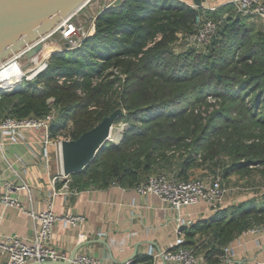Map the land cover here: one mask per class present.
Wrapping results in <instances>:
<instances>
[{
    "label": "trees",
    "instance_id": "trees-1",
    "mask_svg": "<svg viewBox=\"0 0 264 264\" xmlns=\"http://www.w3.org/2000/svg\"><path fill=\"white\" fill-rule=\"evenodd\" d=\"M230 8L208 13L188 0H122L98 14L79 46L52 52L32 80L0 91V118L54 111L51 135L76 139L121 108L114 121L126 123L121 139L106 141L70 173L71 188L135 186L160 169L183 179L195 167L222 170L225 179L264 166V28L233 10L225 14ZM202 14L217 21L209 43L175 50ZM114 69L126 74L120 88ZM58 76L71 81L60 83ZM257 203L217 209L190 225L183 243L208 264L220 263L234 238L264 224V199Z\"/></svg>",
    "mask_w": 264,
    "mask_h": 264
},
{
    "label": "crops",
    "instance_id": "crops-1",
    "mask_svg": "<svg viewBox=\"0 0 264 264\" xmlns=\"http://www.w3.org/2000/svg\"><path fill=\"white\" fill-rule=\"evenodd\" d=\"M188 1L194 5L193 0ZM206 1L215 10L227 5L229 0ZM230 12L232 8L225 14ZM206 16L209 15L204 14L201 18ZM258 21L264 28V23ZM42 132V129L23 131L0 147V196L6 191L4 182L9 181L13 184L9 195L18 203L7 205L0 202V232L28 237L33 234L37 221L27 211L51 207L56 213L77 212L86 218L79 227H69L62 221L54 223L50 243L64 254V258L82 243L77 254L91 255L100 260V264H124L129 260L130 264H172L157 258L156 254L173 247L178 212L154 194H140L135 186L111 182L105 187L71 188L67 184L65 188L61 177L53 183L52 177L59 171L58 157L51 146L49 161L45 164ZM205 171L195 167L189 178L203 176ZM23 183L30 186L29 192L18 188ZM247 199L258 200L259 197ZM238 204L236 197H225L216 207L205 202L183 207L179 213L183 219L184 240L190 225L208 220L217 209H230ZM194 238L199 239L200 234L196 233ZM226 248L218 264H250L253 261L264 264V235L251 229L234 238ZM140 257L143 259L136 261ZM6 261V254L0 251V264H6ZM200 264L208 263L203 259Z\"/></svg>",
    "mask_w": 264,
    "mask_h": 264
},
{
    "label": "built area",
    "instance_id": "built-area-1",
    "mask_svg": "<svg viewBox=\"0 0 264 264\" xmlns=\"http://www.w3.org/2000/svg\"><path fill=\"white\" fill-rule=\"evenodd\" d=\"M121 1L122 0H84L74 12L60 21L51 34L59 32L61 37L67 42L68 48L77 47L84 38L90 36L94 32L97 15L106 9L118 7ZM227 4L231 5L233 12L238 16L249 20H255L257 18L264 23V0H229ZM84 9L90 11L91 18H87L82 14ZM210 10H214V7H211ZM216 29L217 21L213 17H204L198 22L194 31L180 36H183V40L187 47H202L209 43ZM50 35H48L44 41ZM24 54L25 51L16 53L9 59L1 62L0 71L16 62L22 68L27 62V59H25L24 63L21 61L22 58H24ZM48 57L49 55H47L45 59L42 58L36 66L30 69H22L23 73L19 78L20 80L12 86H2L0 91H6L16 87L23 78H27L28 80L34 78L39 71L46 67ZM114 72L119 76V80L115 85L120 88L125 82L126 74L120 72L118 69H114ZM57 79L60 83L65 80L67 82L71 81V78H67L66 76H58ZM78 92H80V90H78ZM208 99L214 98L209 95ZM55 118L53 112H49L44 116L30 115L15 117L6 115L0 118V147L8 140L17 137V135L23 131L42 129V154L45 164L49 161V145L54 146L58 157L59 171L56 176L52 177V182L54 183L57 177L64 178V187L67 188L69 177L64 174L61 165V141L69 139V136L65 135L64 137L62 133L55 137L51 135L50 127L55 121ZM114 127H116V130L113 131ZM125 127V122L118 123V126L113 124L106 141L117 143L121 139ZM4 187L6 191L0 196V202L3 201L7 205H18L16 200L9 195V191L13 189V184L9 181H5ZM18 188L25 189L28 192L30 191V186L26 183L20 184ZM135 189L140 194L151 193L156 195L164 204L169 205V207L178 212L174 245L169 249L159 251L156 257L171 262L172 264H200L204 259L203 255L198 254L195 248L186 246L183 243V219L179 212L183 207L198 204L200 202H205L211 207H216L218 204H221L227 193L223 177L216 174L209 178L194 177L183 179L173 175L170 176L164 172H152L144 180L137 183ZM27 213L34 221H37L32 235L24 237L19 234H2L0 232V251L7 256L6 264H24L31 260L40 261L43 259L64 258V254L50 243L54 223L62 221L69 227H79L86 219L85 215L82 213L70 211L56 213L51 207L39 211L29 210ZM251 230L264 235V224L253 227ZM130 262L131 260L124 264H130ZM72 264H100V260L91 255L78 253L72 259ZM250 264L261 263L259 261H253Z\"/></svg>",
    "mask_w": 264,
    "mask_h": 264
},
{
    "label": "water",
    "instance_id": "water-1",
    "mask_svg": "<svg viewBox=\"0 0 264 264\" xmlns=\"http://www.w3.org/2000/svg\"><path fill=\"white\" fill-rule=\"evenodd\" d=\"M83 1L0 0V62L25 51L24 59H27V62L22 69L36 66L41 60H38L36 55L41 51L44 39ZM193 2L196 6L209 8L206 0H193ZM82 14L87 18L92 17L88 9H84ZM120 112L121 108H116L78 138L61 141V165L64 174L76 172L92 160L106 142L110 128ZM89 242L91 241H87ZM80 245L82 243L78 244L67 258L31 260L24 264H72V259Z\"/></svg>",
    "mask_w": 264,
    "mask_h": 264
},
{
    "label": "rangeland",
    "instance_id": "rangeland-1",
    "mask_svg": "<svg viewBox=\"0 0 264 264\" xmlns=\"http://www.w3.org/2000/svg\"><path fill=\"white\" fill-rule=\"evenodd\" d=\"M248 20H247V23H249ZM256 20L258 22L259 19L256 18ZM244 22H246V21H244ZM50 42H52V44L55 45L56 49L54 51L63 50L64 48H67L66 47L67 42L61 37L59 32H55V33L51 34L44 41V43H46V44H50ZM173 47L177 51H180V50L187 47L185 41L183 40V36H180L178 38V40L174 43ZM43 59H45V58H43ZM21 61L24 63L25 59L22 58ZM23 79L28 80L27 78H23ZM18 85H19V83H18ZM18 85H16V87H18ZM16 87L11 88L9 90L16 89ZM209 100H211V102H216L214 99H209ZM51 112H53L55 114V117H56V113L54 111H51ZM113 124H116V123L113 122ZM116 126H118V124H116ZM114 130H116V127L113 128V131ZM62 135L65 137L64 132H62ZM48 149L49 150L51 149L50 145H49ZM175 158H176V160L178 159V157H175ZM202 169H206V168H202ZM158 171H163L170 176L174 173V172H171V170H169V169H167V170H161L160 169ZM220 172L214 173L213 171H208V169H206L203 176L202 175H198V176H199V178H209V177L216 175V174L221 175ZM232 174L233 175L230 178H228L227 180H224L225 186L227 188V193L225 194V197L227 199L229 197L230 198L236 197V199H238V203H241L244 200L247 201L248 200L247 198H252V197L258 196L260 200L259 199L255 200L256 203L263 200V198H264V166L253 167L251 169V171L248 173H243V174L232 173ZM225 197H224V199H225ZM261 197H262V199H261Z\"/></svg>",
    "mask_w": 264,
    "mask_h": 264
},
{
    "label": "bare ground",
    "instance_id": "bare-ground-1",
    "mask_svg": "<svg viewBox=\"0 0 264 264\" xmlns=\"http://www.w3.org/2000/svg\"><path fill=\"white\" fill-rule=\"evenodd\" d=\"M55 45L50 42V44H43V47L41 51L36 55V58L40 60L41 58H45L47 55H49L51 52L55 50ZM22 68L19 66V64L16 62L15 64L3 68L0 71V88L8 87L14 85L18 80H20V76L23 73Z\"/></svg>",
    "mask_w": 264,
    "mask_h": 264
}]
</instances>
